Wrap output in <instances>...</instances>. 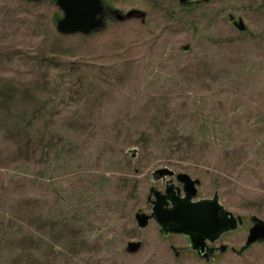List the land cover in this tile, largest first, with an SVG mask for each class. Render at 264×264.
Masks as SVG:
<instances>
[{"label": "rangeland", "instance_id": "1", "mask_svg": "<svg viewBox=\"0 0 264 264\" xmlns=\"http://www.w3.org/2000/svg\"><path fill=\"white\" fill-rule=\"evenodd\" d=\"M187 1L104 0L144 22L86 37L51 1L0 0V264H264V243L231 251L264 221V0ZM163 167L242 218L224 253L137 227Z\"/></svg>", "mask_w": 264, "mask_h": 264}, {"label": "water", "instance_id": "2", "mask_svg": "<svg viewBox=\"0 0 264 264\" xmlns=\"http://www.w3.org/2000/svg\"><path fill=\"white\" fill-rule=\"evenodd\" d=\"M27 3H38L44 1L53 2L61 12V17L55 23L56 31L62 36L81 35L89 36L98 33L105 26L107 14L113 15L116 22H122L132 18L141 19L144 22L145 13L139 10H131L122 15L117 10L108 7L104 0H22ZM183 7L195 5L187 0H178ZM228 21L239 32H245L246 27L241 19L236 20L228 15ZM189 45L180 48L182 52L189 50ZM134 155V153H132ZM132 155V156H133ZM175 173L167 168L156 169L152 173L155 181L165 180L174 176ZM176 180L182 185V193L175 192L172 187L167 186L163 193L151 188L147 201L151 205L150 213L136 212L134 219L139 229H144L150 221L159 228V234L166 238L170 235H179L187 238L189 248L196 255L206 261L214 253H224L225 245L209 247V244L218 241L222 235L236 230L243 225L239 216H234L226 211L220 204L216 193L209 199L196 200L197 188L200 184L198 179H193L186 173H177ZM251 226L243 246L238 250L231 249L237 255H241L255 244L264 243V221L256 216H251ZM141 248V242H128L125 251L134 254ZM175 256H178L175 247L170 248Z\"/></svg>", "mask_w": 264, "mask_h": 264}, {"label": "flooded vegetation", "instance_id": "3", "mask_svg": "<svg viewBox=\"0 0 264 264\" xmlns=\"http://www.w3.org/2000/svg\"><path fill=\"white\" fill-rule=\"evenodd\" d=\"M175 175H176V173H175ZM175 175L172 176V177H169L168 179L160 180V182H161V184H163V187L164 188L163 189H156V190H158L159 192L163 193L165 191V188L167 186H169V187H172V189L175 192L179 193L180 196H182L183 195V193H182V185L179 182H177ZM209 247H214V246H212V244H209ZM175 253H178L179 254V251L178 252H175Z\"/></svg>", "mask_w": 264, "mask_h": 264}, {"label": "trees", "instance_id": "4", "mask_svg": "<svg viewBox=\"0 0 264 264\" xmlns=\"http://www.w3.org/2000/svg\"><path fill=\"white\" fill-rule=\"evenodd\" d=\"M190 7H192V6H190V5H187V6H186V8H188V9H189ZM186 8H185V9H186ZM104 27H105V26H104ZM89 36H91V35H89ZM89 36H86V37H89Z\"/></svg>", "mask_w": 264, "mask_h": 264}]
</instances>
